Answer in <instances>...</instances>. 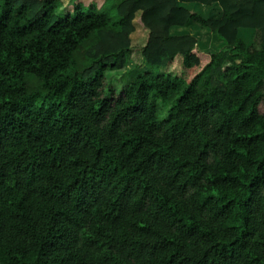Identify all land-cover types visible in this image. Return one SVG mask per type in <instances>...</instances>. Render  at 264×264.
Returning <instances> with one entry per match:
<instances>
[{"label": "trees", "instance_id": "obj_1", "mask_svg": "<svg viewBox=\"0 0 264 264\" xmlns=\"http://www.w3.org/2000/svg\"><path fill=\"white\" fill-rule=\"evenodd\" d=\"M107 2L0 0V264H264V0Z\"/></svg>", "mask_w": 264, "mask_h": 264}, {"label": "rangeland", "instance_id": "obj_2", "mask_svg": "<svg viewBox=\"0 0 264 264\" xmlns=\"http://www.w3.org/2000/svg\"><path fill=\"white\" fill-rule=\"evenodd\" d=\"M115 2H116V0H108L107 4L104 6V8H102V10H99V12L107 14L110 21H115L118 19V16L116 14L115 7H114ZM62 4H63V2H62ZM93 4L95 6H98V4H96V3H93ZM71 5L72 4H70V5H68V4L64 5L63 4L65 10H64V12L61 13V16H64L66 14L73 15ZM85 6H87V5H85ZM188 8L190 10H193L194 12H199L200 10H202V5L197 4L195 2H191V3H189ZM203 11H206L205 8H203ZM134 24H135V31L131 35V51L126 53V58H127L126 65L124 66V68H122L118 71H107L105 73L104 93L106 92V88H111L113 90V96L115 98L121 94V92L123 91V89L125 87V83H126V81L124 79L119 80L118 76H120L123 72L128 71L130 69H134V68L139 70V71H143V70L147 69V66H145L141 62V58L139 57V49L141 48L142 44L144 43L146 33H145V30L142 28L141 24L139 23L138 18H135ZM241 37L246 39V37H248V33L245 32V34H244L243 32H241ZM262 37L264 40V34H262ZM201 39H202L201 42H204V43L208 42V39H204V37H202ZM250 39H251V37H250ZM213 49H216V48H213ZM263 91H264V87H263ZM158 102L159 101L156 102L158 107H159L158 108V118L162 119V118H165L167 116L169 106L168 105H162L160 102L159 103ZM258 109L260 112L264 113V97L262 98V100L258 106Z\"/></svg>", "mask_w": 264, "mask_h": 264}, {"label": "crops", "instance_id": "obj_3", "mask_svg": "<svg viewBox=\"0 0 264 264\" xmlns=\"http://www.w3.org/2000/svg\"><path fill=\"white\" fill-rule=\"evenodd\" d=\"M188 5L189 4H186V6H188ZM203 8H205L206 11H203ZM191 11L194 12L193 10H191ZM199 12H201L205 16H211L214 18H219L221 16V9L217 3H213L211 5H202V10H200ZM241 32H243L244 34H245V32L248 33V37H246V39L242 38ZM251 35H252L251 31L244 30V29L239 30V36H240V38H242V40L246 44H249L251 42V39H250V37L252 38Z\"/></svg>", "mask_w": 264, "mask_h": 264}]
</instances>
